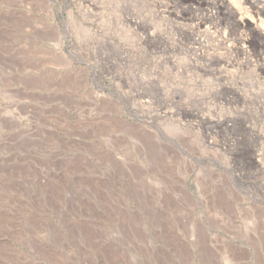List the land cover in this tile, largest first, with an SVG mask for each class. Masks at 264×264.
<instances>
[{
    "label": "rangeland",
    "instance_id": "obj_1",
    "mask_svg": "<svg viewBox=\"0 0 264 264\" xmlns=\"http://www.w3.org/2000/svg\"><path fill=\"white\" fill-rule=\"evenodd\" d=\"M0 0V264H264V0Z\"/></svg>",
    "mask_w": 264,
    "mask_h": 264
},
{
    "label": "bare ground",
    "instance_id": "obj_2",
    "mask_svg": "<svg viewBox=\"0 0 264 264\" xmlns=\"http://www.w3.org/2000/svg\"><path fill=\"white\" fill-rule=\"evenodd\" d=\"M222 3H224L225 5H228V2H226V0H220Z\"/></svg>",
    "mask_w": 264,
    "mask_h": 264
}]
</instances>
